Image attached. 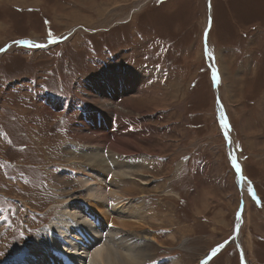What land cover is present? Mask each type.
Masks as SVG:
<instances>
[{"label": "rangeland", "instance_id": "374dc122", "mask_svg": "<svg viewBox=\"0 0 264 264\" xmlns=\"http://www.w3.org/2000/svg\"><path fill=\"white\" fill-rule=\"evenodd\" d=\"M98 138L138 164L109 217L143 264H264V0H0V264L104 174Z\"/></svg>", "mask_w": 264, "mask_h": 264}, {"label": "bare ground", "instance_id": "6f19581e", "mask_svg": "<svg viewBox=\"0 0 264 264\" xmlns=\"http://www.w3.org/2000/svg\"><path fill=\"white\" fill-rule=\"evenodd\" d=\"M25 45L32 46L34 44L32 42ZM132 78L126 76L120 78L119 89L121 91L119 92L121 94H124L123 92L128 91L130 88H135ZM117 125V128L122 131V123L118 121ZM88 131L91 132L93 129L89 128ZM117 135L115 136L117 137ZM116 137H113V140ZM97 141L100 143L98 146H90L87 147L88 149L82 150L77 148L76 153L81 155L84 171L88 172L91 169L101 170L104 174L106 173V181L101 178L104 174L99 175L96 172L98 176L94 178L85 177L82 174L83 177H80V179L86 187V196L78 192L75 194L74 192L65 199L66 203L60 209L61 211L58 212L46 228L40 231V236L38 237L39 234H37V238L33 240L34 255L27 257L25 261L19 264H143L147 260L148 256L144 252L137 253L134 251L132 244L126 242L129 245L128 248L122 244L124 240H129V238L135 236L134 232L131 231L133 225L124 220L117 222V220L114 221L109 217L114 213L119 217L125 212L124 197L114 187L119 185V179L130 177L129 175L133 174L129 171L131 168H128L130 163L134 167H138V164L124 162L122 159L119 160L116 156L109 154L107 155L108 160H106L104 147L101 148L102 138H98ZM114 148L120 154L126 153L122 147L115 146ZM239 174L241 175V173ZM110 177L112 178L109 184L110 187L106 189L104 183L108 184L107 178L110 179ZM78 181L77 183H80ZM240 182L242 189H244L245 181H243L242 176H240ZM120 187L121 185H119V189ZM130 190L128 191L130 192ZM123 193L125 192L123 191ZM111 211L114 213H110ZM241 225L242 222L240 220L236 229L238 240ZM126 227L128 228L127 230H125ZM125 232H128V234ZM125 235L127 238H124ZM144 239L142 241H145ZM150 240L151 242H156L154 239ZM34 257L40 259L36 260ZM244 260L246 261L245 257ZM164 264L173 263L166 262Z\"/></svg>", "mask_w": 264, "mask_h": 264}, {"label": "water", "instance_id": "95a60500", "mask_svg": "<svg viewBox=\"0 0 264 264\" xmlns=\"http://www.w3.org/2000/svg\"><path fill=\"white\" fill-rule=\"evenodd\" d=\"M206 47H207V46H206ZM207 48H208V47H207ZM207 53H208V49H207ZM215 82H216V84H217V80H216V78H215ZM240 219H241V218H239V220H240ZM237 236H238V233L235 232L234 236L232 237V240H235V241L238 243L239 249H240V251H241V253H242V255H243L242 247H241L240 243H239L238 240H237Z\"/></svg>", "mask_w": 264, "mask_h": 264}, {"label": "snow or ice", "instance_id": "6c2138e0", "mask_svg": "<svg viewBox=\"0 0 264 264\" xmlns=\"http://www.w3.org/2000/svg\"><path fill=\"white\" fill-rule=\"evenodd\" d=\"M221 118L223 119V116ZM228 126H229L228 123L224 124L225 128H228ZM235 169H236L237 172L241 171L239 164H235ZM204 264H207V261H205Z\"/></svg>", "mask_w": 264, "mask_h": 264}, {"label": "crops", "instance_id": "0c3cea01", "mask_svg": "<svg viewBox=\"0 0 264 264\" xmlns=\"http://www.w3.org/2000/svg\"><path fill=\"white\" fill-rule=\"evenodd\" d=\"M22 9V8H21ZM20 40H24V39H19L17 42H20Z\"/></svg>", "mask_w": 264, "mask_h": 264}]
</instances>
